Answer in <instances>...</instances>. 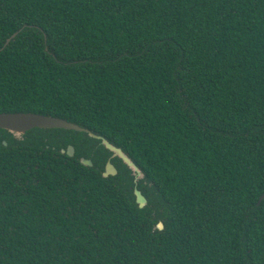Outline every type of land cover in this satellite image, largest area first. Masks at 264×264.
I'll return each instance as SVG.
<instances>
[{"label": "trees", "instance_id": "trees-1", "mask_svg": "<svg viewBox=\"0 0 264 264\" xmlns=\"http://www.w3.org/2000/svg\"><path fill=\"white\" fill-rule=\"evenodd\" d=\"M19 111L143 175L0 129V264H264V0H0Z\"/></svg>", "mask_w": 264, "mask_h": 264}, {"label": "water", "instance_id": "water-1", "mask_svg": "<svg viewBox=\"0 0 264 264\" xmlns=\"http://www.w3.org/2000/svg\"><path fill=\"white\" fill-rule=\"evenodd\" d=\"M16 33L12 35L15 36ZM11 38L7 40L9 42ZM34 127H41V128H52V127H59V128H66V129H75L80 131H87L90 133L93 137H98L102 139V143L105 145L106 148H108L110 151H112V156H119L136 174V177H140L143 175L140 168L135 164V162L130 158V156L123 151L121 147H118L111 143L109 140L104 138L101 135H98L88 128L82 127L78 125L77 123L68 121L64 118L57 117V116H51L47 114H41V113H35V112H0V129L5 128L8 129L17 135L23 134L25 131L30 130ZM7 143L6 141H4ZM65 151V150H63ZM67 152L70 155L74 154V146L70 145ZM82 162L87 165H92L91 159L82 158ZM116 174L117 169L115 165L111 162V159L108 160L106 164V172L107 174ZM137 193V200L144 205L146 203V199L141 194L139 190H136ZM264 197V194L262 195L261 199ZM159 228H163V223H158Z\"/></svg>", "mask_w": 264, "mask_h": 264}, {"label": "flooded vegetation", "instance_id": "flooded-vegetation-1", "mask_svg": "<svg viewBox=\"0 0 264 264\" xmlns=\"http://www.w3.org/2000/svg\"><path fill=\"white\" fill-rule=\"evenodd\" d=\"M70 145H72V144H68V145H67V148H62L61 151H62V152H67V150H68V148H69ZM72 146H73V145H72ZM63 150H65V151H63ZM75 150H76V149H75V147H74V154H75ZM67 153H68V152H67ZM68 154H69V153H68ZM74 154H73V155H74ZM69 155H70V154H69ZM112 157H113V156H111V158H112ZM111 158H109V159H111ZM109 159H108V160H109ZM107 162H108V161H107Z\"/></svg>", "mask_w": 264, "mask_h": 264}, {"label": "rangeland", "instance_id": "rangeland-1", "mask_svg": "<svg viewBox=\"0 0 264 264\" xmlns=\"http://www.w3.org/2000/svg\"><path fill=\"white\" fill-rule=\"evenodd\" d=\"M111 156H112V154H111ZM113 157H116V156H113Z\"/></svg>", "mask_w": 264, "mask_h": 264}]
</instances>
